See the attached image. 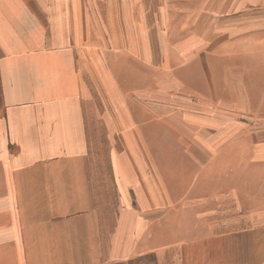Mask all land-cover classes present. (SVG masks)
I'll use <instances>...</instances> for the list:
<instances>
[{"label": "crops", "instance_id": "0c3cea01", "mask_svg": "<svg viewBox=\"0 0 264 264\" xmlns=\"http://www.w3.org/2000/svg\"><path fill=\"white\" fill-rule=\"evenodd\" d=\"M53 1L0 0V264H264V0Z\"/></svg>", "mask_w": 264, "mask_h": 264}, {"label": "rangeland", "instance_id": "374dc122", "mask_svg": "<svg viewBox=\"0 0 264 264\" xmlns=\"http://www.w3.org/2000/svg\"><path fill=\"white\" fill-rule=\"evenodd\" d=\"M94 3L96 2V4L99 6H103L105 4V0H93ZM51 2H54L53 0H51ZM89 2H92L89 0ZM99 17L100 19H104V13L103 12H99ZM104 20H101L100 23H103L104 24ZM115 30H119L121 31V29H115ZM147 31L150 30V29H146ZM130 31L131 33H136L137 34V29L136 28H130ZM98 37L101 38V42H102V45L103 47H105V38L106 39H111V29L110 28H106L104 25L102 27H99L98 28ZM94 102L95 104H97V111H98V115L101 114V111L103 112V106H102V101L99 97V95L95 96L94 98ZM96 138L93 140V145H94V148L97 149V152H98V163H101V164H106V163H110L111 161H109V156H108V153H109V146H108V143H107V137H106V133H105V129L102 125L98 124L97 127H96Z\"/></svg>", "mask_w": 264, "mask_h": 264}]
</instances>
